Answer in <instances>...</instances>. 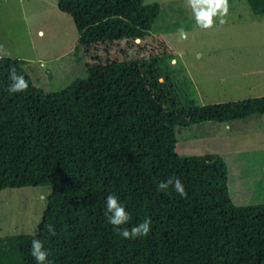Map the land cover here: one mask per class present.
<instances>
[{
    "label": "trees",
    "instance_id": "1",
    "mask_svg": "<svg viewBox=\"0 0 264 264\" xmlns=\"http://www.w3.org/2000/svg\"><path fill=\"white\" fill-rule=\"evenodd\" d=\"M245 1L264 15V0ZM57 8L72 18L87 54L99 44L145 39L160 6L58 0ZM26 64L0 59V191L47 186L50 193L34 235L0 238V264H37L33 238L44 242L51 264H264V204L231 202L218 155L176 152L178 129L264 115V96L184 106L155 59L89 65L85 78L46 93ZM11 68L28 82L26 91H8ZM172 176L186 197L157 188ZM110 194L130 216L119 228L148 219L147 236L125 239L107 222Z\"/></svg>",
    "mask_w": 264,
    "mask_h": 264
},
{
    "label": "rangeland",
    "instance_id": "2",
    "mask_svg": "<svg viewBox=\"0 0 264 264\" xmlns=\"http://www.w3.org/2000/svg\"><path fill=\"white\" fill-rule=\"evenodd\" d=\"M57 1L0 0L4 57L26 61L23 69L43 92H60L85 78L89 65L155 59L184 106L264 96V15L255 16L245 0H228L226 22L221 25L215 17L210 29L197 25L187 0H145L160 6L148 37L99 44L87 54L79 47L72 18L58 10ZM181 27L188 34L183 40ZM176 137L180 156L222 158L235 206L264 204V115L178 129ZM49 193L47 186L0 191V238L33 235Z\"/></svg>",
    "mask_w": 264,
    "mask_h": 264
},
{
    "label": "clouds",
    "instance_id": "3",
    "mask_svg": "<svg viewBox=\"0 0 264 264\" xmlns=\"http://www.w3.org/2000/svg\"><path fill=\"white\" fill-rule=\"evenodd\" d=\"M187 4L193 11L197 25L203 29L212 28L215 17H219V22L221 25L226 22L224 17L228 14V0H187ZM178 34L182 40L186 39L188 35L183 27L178 29ZM137 40L138 42L140 41V39ZM0 53H3L0 55V59H3L4 55H7V52L3 50L2 45H0ZM9 79L12 81L8 88L10 93L24 92L29 87L28 82L24 79V77L17 75L15 68L10 69ZM170 186L182 198L186 197L187 193L183 182L175 176L169 177L167 180L158 183L157 188L163 192ZM106 218L107 222L114 226L118 234L125 239H133L138 236H147L151 230V221L148 219L133 226L130 230L120 229L119 226L126 224L130 220V216L126 212L125 208L121 205L119 198L113 194H110L106 197ZM48 232L52 236L56 235L54 227L51 224L48 225ZM30 254L35 259L37 264H51V262L47 259L49 253L44 248V242L39 239L33 238L31 240Z\"/></svg>",
    "mask_w": 264,
    "mask_h": 264
},
{
    "label": "water",
    "instance_id": "4",
    "mask_svg": "<svg viewBox=\"0 0 264 264\" xmlns=\"http://www.w3.org/2000/svg\"><path fill=\"white\" fill-rule=\"evenodd\" d=\"M136 42H138V40Z\"/></svg>",
    "mask_w": 264,
    "mask_h": 264
}]
</instances>
